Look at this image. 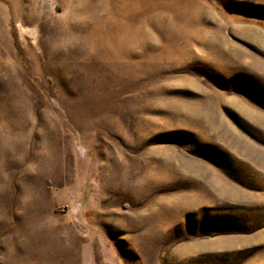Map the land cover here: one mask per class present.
I'll list each match as a JSON object with an SVG mask.
<instances>
[{
  "label": "rangeland",
  "instance_id": "1",
  "mask_svg": "<svg viewBox=\"0 0 264 264\" xmlns=\"http://www.w3.org/2000/svg\"><path fill=\"white\" fill-rule=\"evenodd\" d=\"M0 264H264V0H0Z\"/></svg>",
  "mask_w": 264,
  "mask_h": 264
}]
</instances>
